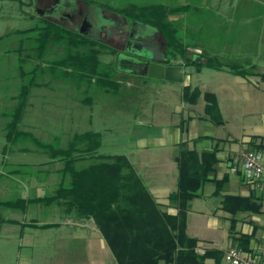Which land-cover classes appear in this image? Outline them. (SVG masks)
<instances>
[{
  "label": "rangeland",
  "instance_id": "obj_1",
  "mask_svg": "<svg viewBox=\"0 0 264 264\" xmlns=\"http://www.w3.org/2000/svg\"><path fill=\"white\" fill-rule=\"evenodd\" d=\"M45 1L0 0V200L52 193L62 181V175L58 174L62 163L53 160L33 139L19 137L14 141L7 138L10 115L19 102L18 95L24 85L30 88L20 120L21 130L30 132L44 143L60 147H67L76 134L90 130L100 132L102 143L99 153L125 154L135 161L140 155L142 142H147L150 152L165 154L168 148L156 144L153 137L163 135L165 127L176 132L178 128L188 126L183 101L184 81L191 88L206 87L208 90L214 80L215 69L197 62L193 63L199 66H185L184 81L120 72L115 69L113 44L106 46L109 51H101L98 58L101 71L110 73L114 85L101 86L95 76L90 79L71 67H53V60L76 50L65 43L51 42L43 55L38 52L37 33L27 29L43 22L39 14L45 15ZM70 2L84 10L89 5L101 8L108 17L111 12L117 13L127 28L134 21L133 15L119 13L121 8L188 5L172 17L178 43L188 47V59L200 60L204 55L217 60V63L222 62L226 68L233 65L241 69H247L246 61H264V29L259 26L260 20H254L250 28H246L248 19L244 16L222 20L214 15L211 3L201 0ZM77 28V25H71V29L78 31ZM164 42L163 51L166 61H169L165 39ZM180 58L181 53L178 52L172 61H181ZM199 97L198 104L203 105L206 102L204 92ZM183 135L185 138L186 134ZM89 162L92 160L79 163L85 165ZM55 208L54 204L45 203H32L26 208H0V264H63L62 256L67 254V244L57 241L56 228L29 232L28 226L2 222V219H14L21 223H63L68 215L62 208L58 211ZM257 241L258 244L264 243L261 239ZM235 245L241 247L239 244L232 246Z\"/></svg>",
  "mask_w": 264,
  "mask_h": 264
},
{
  "label": "trees",
  "instance_id": "obj_2",
  "mask_svg": "<svg viewBox=\"0 0 264 264\" xmlns=\"http://www.w3.org/2000/svg\"><path fill=\"white\" fill-rule=\"evenodd\" d=\"M187 7L188 5L169 7L163 4L130 6L121 8L118 12L132 14L134 20H143L161 30L170 64L186 66L195 63L186 57L188 47H182L178 43L174 22L169 16L182 12ZM40 17L43 19L41 25L27 29L37 33L36 48L40 55L45 53L51 42L65 43L76 50L53 60V67H71L80 74L88 75L90 79L95 76L101 86L114 85L110 73L101 71L98 58L101 51H109L106 47L108 45L44 16ZM178 52L181 53V61L173 62L172 59L177 57ZM207 59L209 66H224L222 62L217 63L211 57ZM228 68L234 73L240 72L236 66L231 65ZM29 88L24 85L18 95L19 102L11 113L7 126V138L14 141L19 137L33 139L53 160L62 163L59 170L62 181L52 193L0 200V208H26L32 203H56L66 214L74 212L78 216L92 218L118 264H205L209 255L218 254L217 251L200 253L197 250L198 239L190 236L186 229L190 201L197 195L201 184L209 180L208 175L214 171L217 162L214 151L200 153L195 149L183 148L176 157L179 170L178 188L171 193L170 200L177 205L178 212L172 215L162 209L127 155L99 153L102 143L100 132L90 130L76 134L67 147H60L44 143L30 132L21 130L19 125L29 97ZM200 95L201 90L198 87L185 86L183 89V97L187 102L196 103ZM204 98L206 115L214 123L221 125L224 120L215 93L206 91ZM87 159L92 162L85 165L79 163ZM214 182L217 186L220 183L217 179ZM249 201V197L227 195L224 207L233 213L248 208L261 210V204L251 202L252 205H249ZM2 222L18 221L2 219ZM249 239L248 235L240 236L241 248L251 249H248Z\"/></svg>",
  "mask_w": 264,
  "mask_h": 264
},
{
  "label": "crops",
  "instance_id": "obj_3",
  "mask_svg": "<svg viewBox=\"0 0 264 264\" xmlns=\"http://www.w3.org/2000/svg\"><path fill=\"white\" fill-rule=\"evenodd\" d=\"M201 1L213 4L214 15L222 20H230L237 15L244 16L243 18L248 19L245 26L250 28L253 21L258 19L259 26L264 29V0ZM173 15L169 18L172 19ZM197 52L200 53L198 50ZM207 58L203 55L200 64L207 65ZM245 63L247 69L239 68V73L230 71L225 65L219 68L208 65L215 69L210 89L198 87L201 94L206 91L215 93L224 120L221 125L214 123L206 115V102L202 105L198 104V99L196 103L184 99L188 126L178 128L176 132L165 127L163 135L153 137L156 144L168 148L167 152L160 155L152 153L144 141L140 144V155L137 159L134 161L128 157L162 209L176 215L178 207L170 200L171 193L178 188L179 170L176 157L183 148L195 149L200 153L215 152L217 162L214 171L208 175L209 180L201 184L197 195L190 201L186 224L187 233L198 239L197 250L200 253L218 252L217 255H209L205 264H227L223 258L224 252L233 244H241L242 234L250 237L248 249L258 244L257 240L264 242V186L246 184L239 173L228 170L230 156L240 151L256 149L264 153V61ZM188 84L184 81V87ZM183 133L186 134L185 138ZM58 174L61 172L58 171ZM214 179L220 181L218 186ZM227 195L249 197L248 204L259 203L262 205L261 210L248 208L235 213L228 211L224 207ZM54 205L56 211L61 209L59 204ZM67 215L63 223L18 221L17 225L28 226L29 232L39 231L41 228H56L57 241L67 244V254L60 255L62 260H66L62 261L63 264H118L92 218L81 217L74 212ZM48 223L53 225H43ZM24 234L22 229L21 237Z\"/></svg>",
  "mask_w": 264,
  "mask_h": 264
},
{
  "label": "water",
  "instance_id": "obj_4",
  "mask_svg": "<svg viewBox=\"0 0 264 264\" xmlns=\"http://www.w3.org/2000/svg\"><path fill=\"white\" fill-rule=\"evenodd\" d=\"M38 12L39 10L36 8V13L38 14ZM88 12L92 13L91 18H88V23L92 26V28L90 27V30H86V26H83L78 31L81 34L98 41H101V38L99 36V29H95L96 22L101 25H111L115 20H120L121 18L120 15L113 12H111L110 16L108 17L103 13V9L97 8L93 5H89ZM39 15L43 16V14ZM57 23L61 22L57 21ZM136 31H138L139 33H142L144 31L149 33L156 32L158 37L163 39L161 30L151 24L139 20H134L132 23L130 39L132 34H135ZM148 36L150 35H139L141 43H143L144 41L143 44L139 45L140 48L144 47V49L146 50L144 53L132 50L130 47H127L125 52H118L114 62L115 69L120 72L135 75H144L150 78L165 79L169 81H182L184 66L179 64L166 65L161 63L160 61L165 59V55L161 50L155 51L153 43H151L147 38ZM129 44L130 40L128 41V45ZM164 44L165 42L163 40V45ZM193 62L201 63L202 59H193Z\"/></svg>",
  "mask_w": 264,
  "mask_h": 264
},
{
  "label": "flooded vegetation",
  "instance_id": "obj_5",
  "mask_svg": "<svg viewBox=\"0 0 264 264\" xmlns=\"http://www.w3.org/2000/svg\"><path fill=\"white\" fill-rule=\"evenodd\" d=\"M39 2L40 0H38V3ZM45 2L46 12H44L45 15L43 16L47 19L53 20L55 22L59 21L61 22L59 24L66 27L68 26V28H71V25H75V27L77 25L78 30L81 29L83 26H86V30H90V27L92 28V26L88 23V18H91L92 13L88 12V9L84 10L79 6H73L70 0H46ZM95 25V29L98 28L100 31L99 36L101 38L102 43L108 46L113 44L112 48L116 50L114 62L117 53L125 52L127 47H130L132 50H136L141 53H144L146 51L144 47H139L140 44L144 43V41L143 43H141V40L139 39L140 34L150 35L147 38L151 43H153L155 51L161 50L165 55L163 51L165 47V44L163 45L164 38L161 39L160 37H158L156 32L149 33L144 31L142 33H139L138 31H136L135 34H132L130 39L132 24L130 27L127 28V26H124L120 20H115L114 23L111 25H101L98 22H96ZM129 40L130 44L128 45ZM160 62L166 65L169 64V61H166V58Z\"/></svg>",
  "mask_w": 264,
  "mask_h": 264
},
{
  "label": "built area",
  "instance_id": "obj_6",
  "mask_svg": "<svg viewBox=\"0 0 264 264\" xmlns=\"http://www.w3.org/2000/svg\"><path fill=\"white\" fill-rule=\"evenodd\" d=\"M228 170L239 173L242 181L249 185L264 186V153L246 149L230 156ZM227 264H264V243L256 244L249 250L237 245L231 246L223 256Z\"/></svg>",
  "mask_w": 264,
  "mask_h": 264
}]
</instances>
